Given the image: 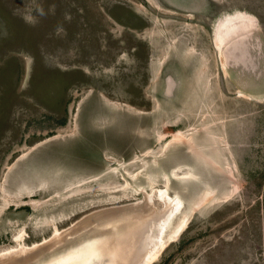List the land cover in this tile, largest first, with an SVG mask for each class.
<instances>
[{"label": "rangeland", "instance_id": "rangeland-1", "mask_svg": "<svg viewBox=\"0 0 264 264\" xmlns=\"http://www.w3.org/2000/svg\"><path fill=\"white\" fill-rule=\"evenodd\" d=\"M165 185L189 222L148 264H264V0H0V253Z\"/></svg>", "mask_w": 264, "mask_h": 264}, {"label": "bare ground", "instance_id": "bare-ground-1", "mask_svg": "<svg viewBox=\"0 0 264 264\" xmlns=\"http://www.w3.org/2000/svg\"><path fill=\"white\" fill-rule=\"evenodd\" d=\"M244 16L245 14L240 11L233 16H225L219 22L223 21L227 28L221 33L215 31V40L223 42L229 36L235 38L230 39L229 43H227L228 40L225 41L226 46L221 52V63L225 71L230 63L234 64L233 66L238 64L250 69L256 65L252 54L255 40L251 39V36L252 31L257 27L254 26V17ZM232 21H234L233 24L229 25ZM225 22L229 23L225 24ZM173 138L180 140L181 135L173 134ZM173 171L176 179L194 178L192 172ZM168 179L169 177L166 178L165 184ZM141 193L143 197L136 203L88 214L69 229L62 231L55 229L50 239L34 245L27 252H23L20 245L21 251H18L16 247H10L0 253V262L5 264H148L162 252L165 242L175 240L183 233L190 214L188 212L179 214L183 210L182 202L178 196L168 193L166 185L151 188L150 191L141 188ZM177 214L181 216V219L168 232L166 239H169L166 241L163 239V231ZM121 243H124L123 247L114 258L115 246Z\"/></svg>", "mask_w": 264, "mask_h": 264}, {"label": "water", "instance_id": "water-1", "mask_svg": "<svg viewBox=\"0 0 264 264\" xmlns=\"http://www.w3.org/2000/svg\"><path fill=\"white\" fill-rule=\"evenodd\" d=\"M123 244H124V243H121V244H118L117 246H115L116 251H115V253L113 254V257H114V258L116 257V254H118L119 251L121 250V248L123 247ZM110 264H111V263H110Z\"/></svg>", "mask_w": 264, "mask_h": 264}, {"label": "flooded vegetation", "instance_id": "flooded-vegetation-1", "mask_svg": "<svg viewBox=\"0 0 264 264\" xmlns=\"http://www.w3.org/2000/svg\"><path fill=\"white\" fill-rule=\"evenodd\" d=\"M131 51H132V49H131ZM238 70V69H237ZM240 74V73H239ZM167 80V79H166ZM167 83V82H166ZM169 90V89H168Z\"/></svg>", "mask_w": 264, "mask_h": 264}]
</instances>
